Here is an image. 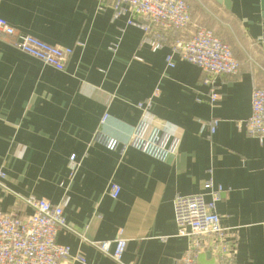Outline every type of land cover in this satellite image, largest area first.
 <instances>
[{
    "label": "crops",
    "instance_id": "obj_1",
    "mask_svg": "<svg viewBox=\"0 0 264 264\" xmlns=\"http://www.w3.org/2000/svg\"><path fill=\"white\" fill-rule=\"evenodd\" d=\"M190 1L194 22L222 35L242 63L237 76L215 79V102L198 66L177 59L169 68L168 51L140 47L142 32L127 18L113 20L109 5L0 0V18L20 33L73 49L58 71L0 37V172L6 175L0 211L30 214L20 198L59 205L68 197L64 214L72 231H61L57 242L85 263L62 264H118L76 233L112 241L121 229L141 237L128 243L122 264H174L189 241L178 236L173 201L199 194L211 200L210 180L224 190L217 204L221 226L239 236L237 264H264V144L239 128L251 115L255 84L264 86V0ZM118 41L114 54L110 47ZM148 99L156 121L180 136L175 158L162 162L93 141L106 113L102 131L129 141L141 118L137 105ZM211 120H219L214 133ZM71 155L80 163L74 179ZM111 184L121 188L117 199ZM214 263L209 255L199 260Z\"/></svg>",
    "mask_w": 264,
    "mask_h": 264
},
{
    "label": "built area",
    "instance_id": "obj_2",
    "mask_svg": "<svg viewBox=\"0 0 264 264\" xmlns=\"http://www.w3.org/2000/svg\"><path fill=\"white\" fill-rule=\"evenodd\" d=\"M109 5L112 19L127 18V25L142 32L140 47L152 52L167 50L166 63L176 66L177 59L198 66L204 73L203 83L211 87L210 99L219 96L214 81L220 76H237L242 63L235 57L231 45L216 36L209 28L201 27L193 20L192 8L187 0H97ZM0 37L21 52L58 71H64L72 48L52 46L33 36L24 35L8 21L0 18ZM119 41L110 47L117 53ZM138 59V58H136ZM141 118L129 141L125 143L109 137L102 131L110 119L106 113L100 122L93 141L116 151L134 148L154 159L166 162L177 155L180 136L168 131L152 114L153 101L148 99L137 105ZM219 120L207 123L214 133ZM247 136L264 144V86L255 84L251 97V115L240 124ZM80 163L76 155L69 159L70 179H74ZM0 172V190L5 189ZM211 200L205 194L177 196L173 201L174 218L178 236L189 241L185 254L174 264H199L203 255L214 259V264H237L239 236L235 229L221 226L217 204L222 199L223 188L215 187L213 181L206 184ZM109 194L117 199L121 188L111 184ZM19 204L31 210L30 214L16 215L0 211V264H62L66 259L85 263L80 257H71L70 248L57 242L59 233L70 230L64 210L69 204L65 197L59 205L34 196L20 198ZM83 243H88L103 255L122 264V258L131 241L141 237L121 229L112 241H89L76 233Z\"/></svg>",
    "mask_w": 264,
    "mask_h": 264
},
{
    "label": "rangeland",
    "instance_id": "obj_3",
    "mask_svg": "<svg viewBox=\"0 0 264 264\" xmlns=\"http://www.w3.org/2000/svg\"><path fill=\"white\" fill-rule=\"evenodd\" d=\"M189 2H190V5H192L190 0H189ZM191 7H192V6H191ZM206 27L209 28V29H212L213 31H215L213 28L210 27V25H206ZM215 32H216V31H215ZM216 34L218 35L219 38H221L223 41L227 42V43L230 45V43H229V42H228V41H227L222 35H220V34L217 33V32H216Z\"/></svg>",
    "mask_w": 264,
    "mask_h": 264
},
{
    "label": "water",
    "instance_id": "obj_4",
    "mask_svg": "<svg viewBox=\"0 0 264 264\" xmlns=\"http://www.w3.org/2000/svg\"><path fill=\"white\" fill-rule=\"evenodd\" d=\"M263 17H264V15H263Z\"/></svg>",
    "mask_w": 264,
    "mask_h": 264
}]
</instances>
